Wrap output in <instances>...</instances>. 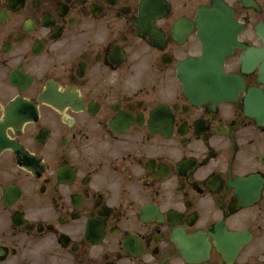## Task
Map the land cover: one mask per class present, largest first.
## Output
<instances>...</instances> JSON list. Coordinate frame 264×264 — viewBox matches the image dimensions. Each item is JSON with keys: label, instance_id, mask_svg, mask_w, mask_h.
I'll return each mask as SVG.
<instances>
[{"label": "flooded vegetation", "instance_id": "1", "mask_svg": "<svg viewBox=\"0 0 264 264\" xmlns=\"http://www.w3.org/2000/svg\"><path fill=\"white\" fill-rule=\"evenodd\" d=\"M200 14L239 25L237 103L194 105L178 80ZM260 25L264 0H0V125L19 149L0 155V264H264V128L243 112L264 85L242 71L252 48L264 69ZM244 233L226 260L217 243Z\"/></svg>", "mask_w": 264, "mask_h": 264}, {"label": "water", "instance_id": "2", "mask_svg": "<svg viewBox=\"0 0 264 264\" xmlns=\"http://www.w3.org/2000/svg\"><path fill=\"white\" fill-rule=\"evenodd\" d=\"M226 15L203 14L204 20L200 36L204 48L203 56L188 60L179 67L185 94L194 104L234 102L243 89L242 81L238 77L223 74L224 59L233 53L236 46V36L232 30L237 27L232 18H227ZM217 27L219 29L216 30ZM246 57L253 61L251 66L255 67L257 63L261 62V50L249 51ZM261 75H264L262 69ZM260 82L264 83V79H261ZM250 94L252 97L245 109V114L254 118L259 126H264V94L258 93V91H252ZM4 128L5 126L0 127V152L11 147L4 138ZM237 250L238 248L233 249L232 253Z\"/></svg>", "mask_w": 264, "mask_h": 264}]
</instances>
